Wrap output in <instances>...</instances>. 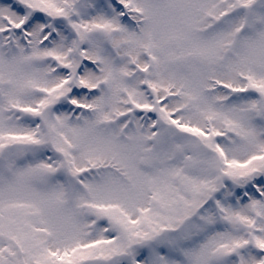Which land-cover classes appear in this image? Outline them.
<instances>
[{"label":"snow or ice","instance_id":"1","mask_svg":"<svg viewBox=\"0 0 264 264\" xmlns=\"http://www.w3.org/2000/svg\"><path fill=\"white\" fill-rule=\"evenodd\" d=\"M0 264H264V0H0Z\"/></svg>","mask_w":264,"mask_h":264}]
</instances>
